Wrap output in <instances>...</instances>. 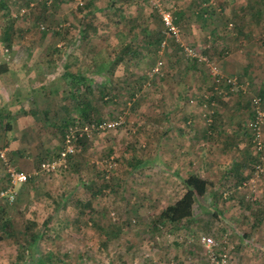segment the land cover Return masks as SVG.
Returning a JSON list of instances; mask_svg holds the SVG:
<instances>
[{
  "label": "rangeland",
  "instance_id": "374dc122",
  "mask_svg": "<svg viewBox=\"0 0 264 264\" xmlns=\"http://www.w3.org/2000/svg\"><path fill=\"white\" fill-rule=\"evenodd\" d=\"M162 12L179 30L163 48ZM182 44L242 87L211 95ZM3 66L5 91L32 102L0 113V149L32 175L0 199V264H264V123L261 149L250 127L252 97L264 101V0H0ZM82 102L99 121H84ZM73 126L86 132L79 150L38 172ZM191 173L209 182L191 217L160 221Z\"/></svg>",
  "mask_w": 264,
  "mask_h": 264
},
{
  "label": "built area",
  "instance_id": "2783aa9c",
  "mask_svg": "<svg viewBox=\"0 0 264 264\" xmlns=\"http://www.w3.org/2000/svg\"><path fill=\"white\" fill-rule=\"evenodd\" d=\"M162 19L165 25L166 30L165 38L166 37H176L179 36V30L174 26L172 22V18L168 12H162ZM162 40L161 45L162 48L166 44V39ZM181 47L183 51L189 56L190 58H196L198 61H201L208 69V73L211 79V84L213 90L220 95L223 92V89H233L235 87H242L241 84L236 82V78L232 75H226L219 71L217 66L213 61H208L206 57L198 55L195 50L188 44H182ZM161 59H159L154 67V71L157 70L160 65H162ZM213 93V92H212ZM253 110H254V117L252 123L250 125L251 130L253 131V140L255 141L256 145L259 149L263 146L261 144V127L264 123V101L263 99L258 96L254 95L251 99ZM116 122H110L107 126H115ZM69 127L68 132L66 133L65 144L63 149L59 152L58 156L54 160H46L39 164L38 172H51L54 170L56 166H64L66 165V158L70 154H73L76 150V147L73 143V140L76 136H82L85 130L81 132H76V136L74 132L76 131V126ZM85 126L84 129H86ZM0 160L6 167V186L0 189V199H4L6 202L11 203L16 195V187L20 184H23L28 181L31 177V172H26L24 170L18 169L12 164H10L6 149H0ZM34 171L33 173L37 174L38 172ZM203 244L210 249L211 246L215 244L214 239L210 236H202L201 238ZM213 264H229L228 259L225 254L220 257L213 256V253L210 255Z\"/></svg>",
  "mask_w": 264,
  "mask_h": 264
},
{
  "label": "trees",
  "instance_id": "16d2710c",
  "mask_svg": "<svg viewBox=\"0 0 264 264\" xmlns=\"http://www.w3.org/2000/svg\"><path fill=\"white\" fill-rule=\"evenodd\" d=\"M6 40H8V39H6ZM157 41L161 44L162 40H161V38H158ZM3 72H5L4 66L0 67V73H3ZM68 76H69V74H68ZM70 78L72 80L76 81V80L82 78V76L70 75ZM211 87H212V84H211ZM211 92H213L211 95H214V96L218 95L213 90V87L211 89ZM83 104H85V105L83 107H80L79 109L81 112V116H83V118H84V121H87V122L99 121V119H96L95 116L93 115L94 114L93 108H90V106H88L89 105L88 103L86 105V102ZM84 134L85 133H83V135ZM83 135L78 136V137L76 136V138L73 140V143L76 147L75 152H77L79 150V145L82 144V141H83L82 139L85 137ZM71 157H72V155H70V154L67 156L66 163H67L68 159H70ZM66 165H64V166H66ZM181 181L185 187V192L178 199L171 202L170 204H168L167 206H165L161 210V212L159 213L160 221L169 222V223H179V222H182V221L186 220L187 218L191 217L192 212H193V205L195 202V198L205 195V193L207 191V186L209 183L207 179L202 178L201 176H199L195 173H191L188 176L183 177L181 179ZM5 221L4 220L0 221V229H3V232H5V230L7 228ZM47 222L48 221L45 222V225L47 224ZM7 233H9V232H5L4 235ZM22 233L25 234L26 236H28L29 239L32 240V242H36L37 238L40 236L38 233L32 234L30 228H28L25 231L23 230ZM2 238H3V236L0 235V240Z\"/></svg>",
  "mask_w": 264,
  "mask_h": 264
},
{
  "label": "crops",
  "instance_id": "0c3cea01",
  "mask_svg": "<svg viewBox=\"0 0 264 264\" xmlns=\"http://www.w3.org/2000/svg\"><path fill=\"white\" fill-rule=\"evenodd\" d=\"M6 79L4 76H0V113L4 114L6 117L10 114L13 115L14 112H17L18 109H26V107L32 102L28 98V91H25L24 95H18V91L15 93L13 91H5L6 89ZM14 81V80H13ZM29 86V85H28ZM26 96V98H25ZM19 99V100H17ZM4 117V118H6ZM2 118H0L1 120ZM25 119V118H24ZM9 160V158H8ZM10 161V160H9ZM24 166V163L19 164ZM25 167V166H24ZM28 172V171H27ZM6 172H0V188L6 186Z\"/></svg>",
  "mask_w": 264,
  "mask_h": 264
},
{
  "label": "clouds",
  "instance_id": "9594fccd",
  "mask_svg": "<svg viewBox=\"0 0 264 264\" xmlns=\"http://www.w3.org/2000/svg\"><path fill=\"white\" fill-rule=\"evenodd\" d=\"M210 77V76H209ZM19 169V168H18ZM6 172V171H5ZM27 172V171H26ZM26 183V182H25ZM2 188H4V187H2ZM2 188H0V189H2ZM17 188V187H16ZM16 196V195H15ZM15 199V198H14ZM2 200H4V199H2Z\"/></svg>",
  "mask_w": 264,
  "mask_h": 264
}]
</instances>
